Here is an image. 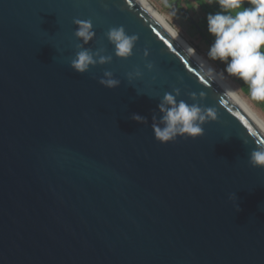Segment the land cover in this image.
Listing matches in <instances>:
<instances>
[{
    "label": "water",
    "instance_id": "water-1",
    "mask_svg": "<svg viewBox=\"0 0 264 264\" xmlns=\"http://www.w3.org/2000/svg\"><path fill=\"white\" fill-rule=\"evenodd\" d=\"M75 19L92 21L84 47L110 64L71 69ZM118 26L138 36L127 60L105 35ZM105 71L117 88L99 84ZM175 88L218 118L165 145L152 117ZM260 141L135 0H0V264H264Z\"/></svg>",
    "mask_w": 264,
    "mask_h": 264
},
{
    "label": "clouds",
    "instance_id": "clouds-1",
    "mask_svg": "<svg viewBox=\"0 0 264 264\" xmlns=\"http://www.w3.org/2000/svg\"><path fill=\"white\" fill-rule=\"evenodd\" d=\"M141 3L156 23L173 38L178 37L176 27L162 14L155 11L146 0H141ZM214 3L219 10L209 13L206 17L207 31L213 38L207 56L209 60L223 64L224 69L223 72L217 73L214 67L204 60H199L202 78L209 81L223 80L226 73L227 76L243 82L252 101L264 103V0H214ZM73 23L76 27L74 36L82 43L77 45V51L71 60V69L78 74H85L97 65L110 64L112 56L103 54L104 49L93 52L84 47L95 38L92 21L75 19ZM105 35L113 45L117 58L127 60L133 55L137 35L127 34L123 26L110 27ZM194 51L191 47L187 48L190 54ZM148 55V51L145 50L144 57L147 58ZM145 67L152 71L154 65L147 63ZM141 75L142 72L136 69L128 73L127 78L131 82L134 77L139 78ZM99 84L112 90L120 85V80L115 79L111 72L105 71ZM179 95V88L173 89L171 93L166 92L157 105L159 120L155 115L152 117L151 128L156 141L161 144L175 142L178 137L196 139L203 135L205 124L218 118L214 107H201L197 102L189 104L184 100L178 101ZM205 95L201 92L200 99L202 100ZM226 95L236 97L237 90L227 89ZM190 98L196 101L197 95L192 93ZM131 119L139 124L148 123L147 119L139 114H133ZM249 163L253 168L264 169V141L256 143L250 153Z\"/></svg>",
    "mask_w": 264,
    "mask_h": 264
},
{
    "label": "rangeland",
    "instance_id": "rangeland-1",
    "mask_svg": "<svg viewBox=\"0 0 264 264\" xmlns=\"http://www.w3.org/2000/svg\"><path fill=\"white\" fill-rule=\"evenodd\" d=\"M160 14H162L168 22L175 26L178 33L183 39L190 44V46L212 67L215 68L217 73L223 72L224 65L220 62L211 61L208 59L207 52L212 43V37L210 35L203 36L201 29H198V21L204 16V13L199 10L198 6H195L193 12L188 10L189 4L183 3L181 0H147ZM208 3L212 8H216L217 5L214 0H208ZM188 11V12H187ZM191 13H190V12ZM172 13H175L172 15ZM188 13L191 20L185 15ZM197 26V28L193 27ZM224 81L233 89L237 90L238 96L241 100L249 106V108L256 113L260 118L264 120V103H257L252 101L248 96L247 87L242 81L236 78L227 76L224 73Z\"/></svg>",
    "mask_w": 264,
    "mask_h": 264
},
{
    "label": "bare ground",
    "instance_id": "bare-ground-1",
    "mask_svg": "<svg viewBox=\"0 0 264 264\" xmlns=\"http://www.w3.org/2000/svg\"><path fill=\"white\" fill-rule=\"evenodd\" d=\"M141 7L142 3L141 0H135ZM146 2L155 10L157 11L147 0ZM144 9V7H142ZM145 10V9H144ZM146 11V10H145ZM147 12V11H146ZM158 12V11H157ZM148 13V12H147ZM149 14V13H148ZM150 15V14H149ZM151 16V15H150ZM153 18V17H152ZM167 20V19H166ZM168 21V20H167ZM169 34V33H168ZM170 35V34H169ZM171 36V35H170ZM172 37V36H171ZM173 38V37H172ZM186 52L187 48L191 47L189 43H187L183 37L179 34L178 37L173 38ZM192 48V47H191ZM188 53V52H187ZM194 61L198 64L199 66V60H204L196 51L194 53L190 54L188 53ZM205 61V60H204ZM208 65H210L207 61H205ZM226 94L227 89H232L224 80H217L214 81ZM233 90V89H232ZM228 96V95H227ZM231 98L233 102H235L241 110L244 112V114L247 116V118L254 123L260 129V131L264 134V120L260 118L256 113H254L247 104H245L241 98L238 96L233 97V96H228Z\"/></svg>",
    "mask_w": 264,
    "mask_h": 264
},
{
    "label": "trees",
    "instance_id": "trees-1",
    "mask_svg": "<svg viewBox=\"0 0 264 264\" xmlns=\"http://www.w3.org/2000/svg\"><path fill=\"white\" fill-rule=\"evenodd\" d=\"M181 2H183V3L187 2L189 4L188 10H192L193 12H195L194 8H195V6H198L199 10L204 13V16L201 17L198 21V29L199 28L201 29V33L203 36H208L209 34L207 31L206 17L209 13H214V12L218 11L219 10L218 7L212 8L211 5L208 3V0H181ZM193 27L197 28V26H193ZM212 40H213V38H212Z\"/></svg>",
    "mask_w": 264,
    "mask_h": 264
}]
</instances>
